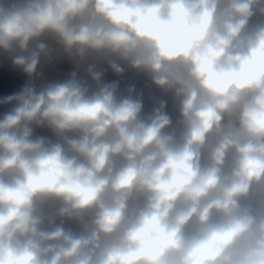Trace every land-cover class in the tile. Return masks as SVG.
I'll return each mask as SVG.
<instances>
[{"label":"clouds","instance_id":"clouds-1","mask_svg":"<svg viewBox=\"0 0 264 264\" xmlns=\"http://www.w3.org/2000/svg\"><path fill=\"white\" fill-rule=\"evenodd\" d=\"M0 264H264V0H0Z\"/></svg>","mask_w":264,"mask_h":264}]
</instances>
